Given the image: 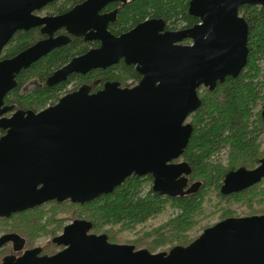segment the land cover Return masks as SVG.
Here are the masks:
<instances>
[{"label":"water","instance_id":"water-1","mask_svg":"<svg viewBox=\"0 0 264 264\" xmlns=\"http://www.w3.org/2000/svg\"><path fill=\"white\" fill-rule=\"evenodd\" d=\"M52 1L0 0V52L18 30L41 26L46 35L0 59V217L50 200L83 204L112 192L131 174H150L151 189L160 196L195 192L197 182L188 186L191 167L174 161L192 133L186 119L200 106V86L213 90L245 66L248 25L239 7L259 6L264 14V0H189L188 13L197 24L162 32L164 21L151 19L120 36L106 31L116 10L98 15L112 0H85L60 15L33 14ZM62 27L74 36L95 29L93 38L101 45L55 70L47 85L121 58L135 65L139 82L129 88L107 83L93 93L82 86L38 112L4 104L22 69L68 42L66 35H53ZM183 39L192 43L180 44ZM260 115L264 122V104ZM263 177L264 155L252 169L227 172L220 192H239ZM91 228L90 221L74 220L51 240L65 246L61 251L39 256L38 249L28 250L0 264H264V215L222 219L189 244L155 253L111 243L106 234L89 233ZM7 241L17 250L24 239L5 234L0 246Z\"/></svg>","mask_w":264,"mask_h":264},{"label":"trees","instance_id":"trees-1","mask_svg":"<svg viewBox=\"0 0 264 264\" xmlns=\"http://www.w3.org/2000/svg\"><path fill=\"white\" fill-rule=\"evenodd\" d=\"M188 2L189 0H129L120 9L115 28L124 32L153 17L163 18L173 29L192 26L199 20L188 14ZM64 3L70 5L74 2H53L46 7V12L58 13L63 9ZM239 15L248 25V55L245 66L236 77H226L222 83H217L213 90L200 86V106L186 119V122L192 125V133L178 160H184L191 167V181L188 186L197 182L196 191L175 197L160 196L151 189L150 174H131L108 194H102L80 205L69 201L55 203L57 207L62 210L64 207L78 209L79 217L92 223L91 231L95 234H106L111 243L131 244L135 249L144 248L151 253L167 251L175 245L185 246L204 228L212 225L213 219L223 218L213 215L207 220L212 214L207 213L208 207H203L205 191L208 189L220 200L242 199L241 205L248 206H243L244 209L251 210L249 215L264 214V179L240 193L229 196L220 193L224 174L229 169L239 165L254 167L264 154L259 148L260 143L255 151L245 141L250 118L255 115L260 117L264 104V14L259 6L242 5L239 7ZM39 37L36 29L16 32L8 42V48L3 51V56L15 55ZM84 45L85 43L78 39L73 45L56 48L27 69H22L16 77V86L5 95L4 103L29 108L34 112L47 107V103L54 104L68 81L48 87L43 84L44 80L72 56L81 52ZM122 66L121 69H109L98 74L104 78H115L120 74H127L126 79L137 81V78H140L132 66H125L123 63ZM77 78L78 76H75L71 80ZM34 80H39L42 86L24 89L27 83ZM0 133L3 131L0 130ZM226 144V154L222 155L221 148ZM223 157H226V166L223 165ZM47 205L36 210L35 215L38 218ZM30 214H14V217L26 220L25 216ZM69 217L66 216L67 219ZM198 217L204 220V223L199 222L197 225ZM157 219L160 220L155 224ZM1 220L4 223L8 219ZM26 223L32 236L38 231L48 234V230H45L33 215ZM133 233L136 234L135 238H127Z\"/></svg>","mask_w":264,"mask_h":264},{"label":"flooded vegetation","instance_id":"flooded-vegetation-1","mask_svg":"<svg viewBox=\"0 0 264 264\" xmlns=\"http://www.w3.org/2000/svg\"><path fill=\"white\" fill-rule=\"evenodd\" d=\"M56 1H61V0H54L52 2H49L47 3L46 5H44L43 7H41L40 9H37V10H34L33 11V14L36 15V16H39V17H45V16H53V15H60V14H64L66 13L67 11L71 10L74 6L84 2L85 0H70V1H73L74 3L70 4V5H67L64 3V7L63 9L58 12V13H55V14H48V12H46V7L53 3V2H56ZM62 1H65V0H62ZM129 0H112V1H109L107 2L105 5H103V7H101V9L98 11V15H107V14H110L111 12H113L114 10H116V15H115V19L114 21H111V22H108L107 25H106V31L109 32L110 34L114 35V36H120L121 34L129 31L130 29L134 28L136 25L140 24L141 22H144L145 20H151V19H162L164 21V26H163V31L162 32H165V31H177V30H180V29H184V28H188V27H191V26H188V27H183V28H176V29H173L171 27H169L168 23L165 22V20L163 18H147L139 23H137L135 26H133L132 28H130L129 30H126L124 32L118 30L115 28V25H117V20H118V13L120 11V9H122L125 4L128 2ZM189 14V13H188ZM190 15V14H189ZM192 16V15H190ZM194 17V16H193ZM197 18V17H196ZM199 20V19H198ZM199 22V21H198ZM197 22V23H198ZM195 23V24H197ZM194 25V24H193ZM192 25V26H193ZM40 27L41 26H38V27H33V28H30V29H36L39 34H40V37L36 40L38 41L39 39H43L46 37L45 34L41 33L40 32ZM28 29V30H30ZM28 30H18L16 32H19V31H28ZM15 32V33H16ZM92 32V33H90ZM95 32V29H88L83 35H79V36H74V35H71L69 34L65 28H60L58 30H56L53 35L54 36H57V35H66L68 36V42L62 46H66V45H73L76 40L80 39L82 40L85 45L84 47L82 48V51L75 54L74 56H72L66 63H64L62 66H64L65 64H67L72 58L74 57H79V56H82L84 54H86L88 51L90 50H93V49H97L100 45H101V41L99 39H96V38H93V33ZM14 33V34H15ZM13 34V35H14ZM12 35V36H13ZM11 39V38H10ZM10 41V40H9ZM8 41V42H9ZM35 41V42H36ZM34 42V43H35ZM180 44H191L192 43V40L191 39H183L182 41L179 42ZM33 44V43H32ZM31 44V45H32ZM60 46V47H62ZM8 48V43L3 47V49L1 50L0 52V59H4V58H9V57H4L3 56V51L5 49ZM59 48V47H57ZM25 49V48H24ZM56 49V48H54ZM53 49V50H54ZM52 51V50H51ZM50 51V52H51ZM20 52V51H19ZM17 54V53H16ZM47 55V54H46ZM45 55V56H46ZM14 56V55H13ZM12 57V56H11ZM44 57V56H43ZM42 58V57H41ZM40 58V59H41ZM39 59V60H40ZM38 61V60H37ZM36 61V62H37ZM35 63V62H34ZM122 63L125 65V66H132L133 69L136 71L135 69V65L134 64H127L125 63L124 59L121 58L119 59L116 63L114 64H111L107 67H96V68H91L89 70H87L85 73H80V72H72L70 74H68V76L66 77L65 80L59 82V83H56L55 85H52V86H49L46 84V80L47 78L57 69H55L43 82L44 85L48 86V87H53V86H56L60 83H65L66 81H68L66 83V85L62 88V90L60 91V97L59 99L67 94V93H70V92H73V91H76L78 90L80 87L82 86H88L89 88V92L90 93H93V92H96L100 89H102L104 87L105 84L107 83H117L119 87L121 88H129V87H132L134 85H136L140 78H141V75L136 71L137 74H139L140 78H137V81L134 80V79H126V75L127 74H120V75H117L115 76V78H104L103 76L101 77V75H99L98 73L99 72H102V71H107L109 69L111 70H115V69H121V67L123 68L122 66ZM33 64V63H32ZM31 64V65H32ZM30 65V66H31ZM29 66V67H30ZM60 66V67H62ZM59 67V68H60ZM27 69V68H26ZM19 74V73H18ZM17 74V75H18ZM119 74V73H117ZM72 76V77H71ZM75 76H78V78L76 80H71L73 78H75ZM17 77V76H16ZM71 80V81H69ZM42 86V83L39 81V80H34V81H31L29 83L26 84L25 88L24 89H32L34 87L36 88H40ZM27 90V91H28ZM58 99V100H59ZM57 100V101H58ZM56 101V102H57ZM55 102V103H56ZM54 103V104H55ZM5 104V103H4ZM8 105V104H6ZM10 105H15V104H10ZM50 105H53V104H50V103H47L46 106H50ZM15 109H24V108H20L18 106L15 105ZM13 109V111L15 110ZM24 110H31L29 108H25ZM33 111V110H32ZM11 113H7V116H9ZM6 115V114H5ZM247 130L246 131V134H245V141L246 143L255 149L257 148L258 144L260 143L259 145V148L261 151H264V122L261 118V115L260 117H258L257 115L255 116H252L250 118V121L248 122V125H247ZM2 131V130H1ZM4 133V131H3ZM3 133H0V136L3 134ZM227 144L224 145V147L221 148V151L225 153V151L227 150L226 148ZM264 155V154H263ZM262 155V156H263ZM179 158H177L176 160H174L175 162H180V161H184V160H178ZM226 157L223 158V165L226 166ZM257 165V164H256ZM255 165V166H256ZM254 166V167H255ZM239 167H245L246 169H252L254 167H247V166H244V165H239L237 166V168ZM237 168H234V169H229L227 172H229L230 170H236ZM226 172V173H227ZM225 173V174H226ZM224 174V176H225ZM190 175V174H189ZM190 177V176H189ZM190 179V178H189ZM224 179V177H223ZM264 179V177L262 178ZM261 179V180H262ZM191 181V180H190ZM189 181V182H190ZM223 182V180H222ZM259 183V182H258ZM257 184V183H256ZM255 185V184H254ZM253 185V186H254ZM252 187V186H250ZM248 187V188H250ZM246 188V189H248ZM244 189V190H246ZM244 190H241L239 192H235V193H231V194H228V195H224V196H229V195H232V194H236V193H240ZM221 193V192H220ZM222 194V193H221ZM223 195V194H222ZM64 201H69L70 203H73L71 202L69 199H66ZM62 201V202H64ZM62 202H57L55 200H50V201H47V202H44L40 205H37V206H34L32 208H29V209H26L24 211H21V212H16V213H13L11 214L9 217H0L1 218H5V219H8L10 220L11 219V216L14 217V214H20L19 216H24V215H21V214H25V213H36V210L37 209H41L45 204H48V203H62ZM74 204H81V203H74ZM253 205V204H251ZM247 207V204H242V205H239L238 207H236L235 209L233 208H230V207H222L220 211L216 212L218 213L219 216H222L223 218L222 219H225V218H228V217H246V216H251V215H264V214H257V213H252L249 215V213H251V210L250 211H247L244 209V207ZM75 207V206H74ZM215 211H212L211 213H213ZM221 212V213H220ZM66 216H70L68 219L66 218ZM80 215L74 213L72 214V217H71V213L68 212V211H65L63 210V215L62 216H59L57 214V217L55 216H51L50 217V220L53 218V221H49V224L47 226V230H48V234H46L47 236H44V237H47V239H45L44 241H40V239L36 242V244H29V237L32 236L30 233H29V230L27 231V233H23L21 231H19L17 228H15V225L11 224L9 225V230H4L1 228L0 226V237L5 235V234H9V233H13V234H17L19 235L22 239H24V242L20 243V241H17L16 245L17 246H20L17 250L14 249V244L12 241H7L5 243H3L1 246H0V263L2 262L3 258L6 257V256H9V255H12V256H15V257H19L21 255H23L26 251L28 250H34V249H38V255L39 256H42V255H52V254H55L56 252L58 251H61L63 248H65L64 245H57L55 243H53L51 240L60 235L62 232H63V229L64 227L73 222L74 220H78V219H82L81 217H79ZM209 217V216H208ZM207 217V218H208ZM10 218V219H9ZM38 218V216H36V219ZM222 219H219V220H214L213 221V224L222 220ZM48 221V218H45V221H44V224H47L46 222ZM7 223V222H6ZM11 222L8 221L7 224H10ZM212 224V225H213ZM211 226V225H210ZM209 227V226H208ZM41 232V231H40ZM89 233H93V231H89ZM49 236V237H48ZM33 237V236H32ZM42 237V236H41ZM40 238V237H38ZM39 242V243H38ZM42 243V244H41Z\"/></svg>","mask_w":264,"mask_h":264},{"label":"rangeland","instance_id":"rangeland-1","mask_svg":"<svg viewBox=\"0 0 264 264\" xmlns=\"http://www.w3.org/2000/svg\"><path fill=\"white\" fill-rule=\"evenodd\" d=\"M263 75H264V65H263V71H262ZM264 148V147H263ZM222 155H225L223 152L221 153ZM224 158V157H223ZM212 190H206L205 191V194L206 196H204V202H203V207L204 208H207V213L208 212H212V211H215L213 212L208 218L207 220H210L211 217L214 215L215 217L218 216V211L221 210L222 207H230V208H233L235 209L236 207H238L239 205H241L242 203V199H236V198H229V199H217L216 195L214 193H211ZM207 203V205H206ZM45 210H43L41 213H40V218H37L36 221L43 227L45 228V230H47V226L49 224V221H50V217L51 216H55L57 217V214L59 216H62L63 215V210H67L68 212L74 214L73 212H76V214H79L78 213V209H75L74 208H66L64 207L63 210L61 207H57L55 203H48L47 206H45ZM73 211V212H72ZM36 213H31L30 215H26V220L30 217H32V215L36 218ZM52 214V215H51ZM45 218H48V221L46 222L47 224H44V221H45ZM19 220V221H17ZM26 220H22L18 217H13L11 218L10 220H6L4 221L3 223V220L0 219V226L2 229L4 230H9V225L13 224L15 225V228H17L19 231L23 232V233H27L28 231V226H27V223H26ZM160 219H157L154 221L155 224H157L159 222ZM215 220V219H213ZM211 220V221H213ZM9 222H11L10 224H7ZM7 222V223H6ZM204 223V220H201L200 217L197 218V225L198 223ZM3 223V224H2ZM153 223V224H154ZM42 228V229H43ZM42 236V237H41ZM44 236H47L45 234V232H40L38 231V233L36 235H34L33 237L30 236L29 237V244H36V242L40 239L39 242L41 241H44L45 239H47V237H44ZM136 234L133 233L131 235H128L127 238H135ZM40 237V238H38ZM49 237V236H48ZM38 242V243H39ZM42 244V243H41ZM166 251V250H164ZM168 251V250H167Z\"/></svg>","mask_w":264,"mask_h":264}]
</instances>
